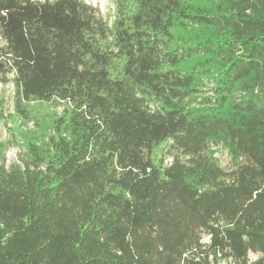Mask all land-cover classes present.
<instances>
[{
  "label": "trees",
  "instance_id": "16d2710c",
  "mask_svg": "<svg viewBox=\"0 0 264 264\" xmlns=\"http://www.w3.org/2000/svg\"><path fill=\"white\" fill-rule=\"evenodd\" d=\"M108 2L0 0V264H264V0Z\"/></svg>",
  "mask_w": 264,
  "mask_h": 264
},
{
  "label": "rangeland",
  "instance_id": "374dc122",
  "mask_svg": "<svg viewBox=\"0 0 264 264\" xmlns=\"http://www.w3.org/2000/svg\"><path fill=\"white\" fill-rule=\"evenodd\" d=\"M93 6H97L100 8L103 15L108 14V0H90ZM211 88V86H209ZM209 88L206 90L209 91ZM12 97H13V86L12 84L3 85L0 82V112L4 110L5 114L13 113V106H12ZM3 104V105H2ZM13 125L8 122L5 123L4 120L0 118V145L3 146V162L5 166H11L12 164L17 163V161L13 160L14 158L9 157V153L12 150H16L18 159L20 160L22 154L24 153V141L20 137H14L12 134ZM25 130H34L35 125L33 122H30L27 126H23ZM171 142L163 143L159 148L156 149L155 155L156 156H165L166 151L169 149ZM214 152V157L219 162L222 168L229 169L232 165L231 158L229 155L228 150L223 145H215L212 148ZM170 159L168 158V161ZM257 256L252 255V260H255ZM225 264V263H222Z\"/></svg>",
  "mask_w": 264,
  "mask_h": 264
},
{
  "label": "built area",
  "instance_id": "2783aa9c",
  "mask_svg": "<svg viewBox=\"0 0 264 264\" xmlns=\"http://www.w3.org/2000/svg\"><path fill=\"white\" fill-rule=\"evenodd\" d=\"M86 2H90V0H86ZM13 86V94H14V85L12 84ZM9 157L10 158H14L13 160L17 161V163H20V160L18 159V155H17V152L16 150H12L10 153H9ZM7 168H9L10 166H6Z\"/></svg>",
  "mask_w": 264,
  "mask_h": 264
}]
</instances>
